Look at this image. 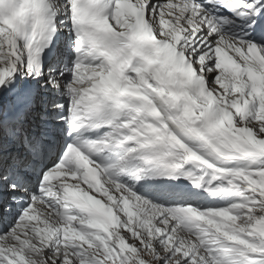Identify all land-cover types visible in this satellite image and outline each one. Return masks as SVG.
Returning <instances> with one entry per match:
<instances>
[{"label":"snow or ice","instance_id":"6c2138e0","mask_svg":"<svg viewBox=\"0 0 264 264\" xmlns=\"http://www.w3.org/2000/svg\"><path fill=\"white\" fill-rule=\"evenodd\" d=\"M0 264H264V0H0Z\"/></svg>","mask_w":264,"mask_h":264}]
</instances>
